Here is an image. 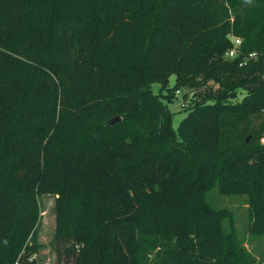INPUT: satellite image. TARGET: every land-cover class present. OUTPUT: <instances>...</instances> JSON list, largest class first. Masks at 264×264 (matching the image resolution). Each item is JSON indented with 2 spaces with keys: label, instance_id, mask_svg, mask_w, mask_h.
Wrapping results in <instances>:
<instances>
[{
  "label": "trees",
  "instance_id": "obj_1",
  "mask_svg": "<svg viewBox=\"0 0 264 264\" xmlns=\"http://www.w3.org/2000/svg\"><path fill=\"white\" fill-rule=\"evenodd\" d=\"M230 34L257 58L227 59ZM176 73L218 85L180 127L209 160L148 91ZM263 138L264 0H0V264L33 263L48 195L65 264H254L206 194L247 196L264 236Z\"/></svg>",
  "mask_w": 264,
  "mask_h": 264
},
{
  "label": "rangeland",
  "instance_id": "obj_2",
  "mask_svg": "<svg viewBox=\"0 0 264 264\" xmlns=\"http://www.w3.org/2000/svg\"><path fill=\"white\" fill-rule=\"evenodd\" d=\"M197 82L200 83V86L191 87L192 85L189 83L187 76L182 73H176L171 75L165 83L150 84L148 91L151 97L162 106L163 112L170 121V130L176 134L173 147L180 151V149L193 145L194 148L192 149L199 157L204 156L209 160L208 157L217 156L218 140L210 142L189 141L186 138L188 136L186 131L180 130L181 123L187 118L190 110H192V107L201 95L210 87L213 91L218 88V85L213 81H206L204 83L200 79H197ZM244 96L245 92L240 91L235 98L228 99V104H237ZM114 118H118L116 124H121L122 126L116 127L107 133V138L112 141L120 136V130L126 126L123 115H110L109 119H100L94 126H104L106 123L109 124ZM146 120L153 123L158 122V124L160 121L154 114H149ZM97 132L105 133L103 130H98ZM206 201L210 206L216 209H223L229 213V217H227L233 220L238 235L247 239L244 242V247L254 260V264H264V236H250L247 233L253 219L251 208L247 204L248 197L244 195L223 196L214 188L206 194ZM36 203L37 218L35 231L37 233L38 249L31 257L33 259V263L31 264H58L59 252L62 254L60 264H65L63 253L66 244L64 242H57L55 238L57 196H41L37 198ZM227 223L224 221L223 227H227ZM75 249L78 250L79 246H76ZM70 260L74 262L73 257Z\"/></svg>",
  "mask_w": 264,
  "mask_h": 264
},
{
  "label": "built area",
  "instance_id": "obj_3",
  "mask_svg": "<svg viewBox=\"0 0 264 264\" xmlns=\"http://www.w3.org/2000/svg\"><path fill=\"white\" fill-rule=\"evenodd\" d=\"M229 38L232 42V47L231 49L227 52L226 54V58L229 60H234L235 58H238L240 56H242L243 58V62L240 63V66L245 65L247 61L249 60H255L257 58V54L256 53H250L247 55H243L239 49L240 44H241V38L238 36H235L233 34L229 35ZM261 143L264 144V138L261 139Z\"/></svg>",
  "mask_w": 264,
  "mask_h": 264
},
{
  "label": "water",
  "instance_id": "obj_4",
  "mask_svg": "<svg viewBox=\"0 0 264 264\" xmlns=\"http://www.w3.org/2000/svg\"><path fill=\"white\" fill-rule=\"evenodd\" d=\"M118 121V118H114V119H112L110 122L113 124V123H115V122H117Z\"/></svg>",
  "mask_w": 264,
  "mask_h": 264
}]
</instances>
